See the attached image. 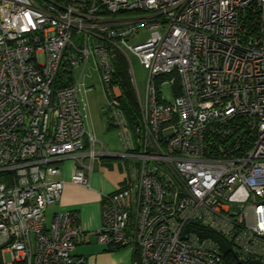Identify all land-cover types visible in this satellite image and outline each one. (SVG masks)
<instances>
[{
	"label": "built area",
	"instance_id": "1",
	"mask_svg": "<svg viewBox=\"0 0 264 264\" xmlns=\"http://www.w3.org/2000/svg\"><path fill=\"white\" fill-rule=\"evenodd\" d=\"M123 51L148 71L133 128L113 78ZM95 76L117 153L95 151L86 130L84 78ZM96 155L122 158L127 175L102 196L95 235L132 247L130 264H222L209 232L239 258H264V0H0L2 264L84 262L77 212L45 225V209L64 187L56 163L78 161L70 180L88 186L81 160L90 170Z\"/></svg>",
	"mask_w": 264,
	"mask_h": 264
},
{
	"label": "crops",
	"instance_id": "2",
	"mask_svg": "<svg viewBox=\"0 0 264 264\" xmlns=\"http://www.w3.org/2000/svg\"><path fill=\"white\" fill-rule=\"evenodd\" d=\"M86 130L92 133L91 129L87 127V123ZM88 143H90L89 139L86 138V147ZM93 147L95 151L104 148L114 153L120 152L122 149L119 145L113 146L97 140ZM98 157L93 159L90 170L88 169L90 161L86 164L83 163L85 166L84 171L88 176V186L71 182L70 177L74 169L70 172L68 170L61 171L57 177L64 182L60 200L48 205L45 209V225L49 224L52 215L57 210L72 209L77 212L78 224L83 230L85 238L77 243L73 253L83 256L84 264H108L111 258L114 260L116 252L107 254L106 252L110 250V247L97 241L95 231L102 223V196L123 186L126 182V178L122 177L121 172L119 174L114 170V165L118 166L119 171L122 167L124 168L122 158L112 155ZM62 161L64 160L56 163L58 167H60L59 163ZM99 246L103 247L102 251H99ZM90 257L91 261H89Z\"/></svg>",
	"mask_w": 264,
	"mask_h": 264
},
{
	"label": "rangeland",
	"instance_id": "3",
	"mask_svg": "<svg viewBox=\"0 0 264 264\" xmlns=\"http://www.w3.org/2000/svg\"><path fill=\"white\" fill-rule=\"evenodd\" d=\"M123 14L131 15L130 13L124 12ZM120 15V14H117ZM148 34L146 29H141L139 31L140 37H145ZM132 42H136L134 39ZM124 56L125 60L128 64V70L131 76L132 85L134 87L137 101L142 110H145V87L147 82V74L148 71L143 69L139 64L137 58L128 52H118ZM74 81L76 83L80 80V69L74 70ZM84 83L89 86L91 85V89L87 90L84 94V102L88 112L87 127L91 129L94 139L97 141H104L106 144H112L113 146H120L121 143L117 137V134L114 130L108 128V113L102 110V107L106 104V94L104 90V86L102 82L95 76L93 79L84 78ZM120 88V87H119ZM161 93L163 97L167 100H172L174 97L172 85L168 81H164V84L160 87ZM121 91V90H120ZM90 150V143L85 148V152ZM99 155H96L95 158H99ZM117 159V158H115ZM82 163L86 164L89 162L88 158H83ZM61 171L68 170L69 172L74 169V164H79L78 161L72 159H64V161L60 162ZM114 170L120 174L122 177L126 178L127 172L125 167L119 171L117 165H114ZM47 216V214H46ZM101 246H99V251H102ZM116 252L114 260L111 258L108 264H130L132 260V247H120V248H112L107 250V254ZM89 259V257H88ZM91 257L90 260L91 261ZM0 264H2V254L0 253ZM100 264V263H99Z\"/></svg>",
	"mask_w": 264,
	"mask_h": 264
},
{
	"label": "trees",
	"instance_id": "4",
	"mask_svg": "<svg viewBox=\"0 0 264 264\" xmlns=\"http://www.w3.org/2000/svg\"><path fill=\"white\" fill-rule=\"evenodd\" d=\"M249 28H255L254 24L250 23L247 25ZM114 82L117 83L121 90V95L118 100L120 103L123 115L130 128L138 125L141 122V112L139 103L137 101L136 93L132 85L131 76L128 70V64L124 56L116 54L114 60ZM72 78L68 77L67 80H62L60 77L56 80L58 87L70 84ZM174 93H179V83L174 84ZM108 127L113 128V124L108 117ZM213 239L219 244L222 251V264H264V258H256L255 256H245L239 258L232 250L231 243L225 239L219 237L216 233H208ZM120 248V247H116ZM112 249V248H110ZM84 264V262L82 263Z\"/></svg>",
	"mask_w": 264,
	"mask_h": 264
},
{
	"label": "water",
	"instance_id": "5",
	"mask_svg": "<svg viewBox=\"0 0 264 264\" xmlns=\"http://www.w3.org/2000/svg\"><path fill=\"white\" fill-rule=\"evenodd\" d=\"M111 156V155H110ZM112 156H115V155H112Z\"/></svg>",
	"mask_w": 264,
	"mask_h": 264
}]
</instances>
